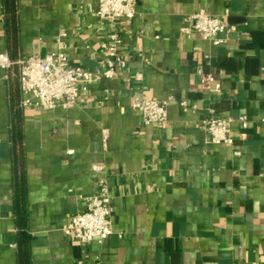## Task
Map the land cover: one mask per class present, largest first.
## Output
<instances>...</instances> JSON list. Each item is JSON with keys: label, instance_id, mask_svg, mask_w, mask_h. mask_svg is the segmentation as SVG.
Returning a JSON list of instances; mask_svg holds the SVG:
<instances>
[{"label": "crops", "instance_id": "crops-1", "mask_svg": "<svg viewBox=\"0 0 264 264\" xmlns=\"http://www.w3.org/2000/svg\"><path fill=\"white\" fill-rule=\"evenodd\" d=\"M96 8L97 0H17L14 51L0 0V53L61 50L73 66L101 68L111 26ZM200 8L236 29L220 44L183 34ZM115 25L125 68L89 82L72 103L23 109L30 264H264V0H138L137 14ZM199 70L220 88L205 89ZM15 72L0 67V264H17L7 93ZM136 90L174 97L165 124H145L130 107ZM208 109L231 118L232 146L210 141L200 125ZM100 178L112 232L83 247L62 226Z\"/></svg>", "mask_w": 264, "mask_h": 264}, {"label": "built area", "instance_id": "built-area-1", "mask_svg": "<svg viewBox=\"0 0 264 264\" xmlns=\"http://www.w3.org/2000/svg\"><path fill=\"white\" fill-rule=\"evenodd\" d=\"M138 0H97L95 14L102 20H107L111 26L108 33V44L104 49L103 66L96 69H86L69 64L65 52L54 50L44 55L31 54L16 60L18 69V85L22 98V109H49L57 104L72 103L78 95L86 91L87 84L101 78H110L118 70L125 68L127 57L120 51L119 30L115 23L120 19L131 20L137 14ZM236 27L223 18L209 14L200 8L185 18L181 32L187 36L198 33L202 38L213 44H220L222 34L234 31ZM12 65L6 52L0 53V67L8 69ZM201 85L209 91H217L220 83L211 74H204L199 70ZM173 96L156 100L148 98L143 90H136L131 95L130 107L137 110L145 124L163 125L167 121V107L174 101ZM183 109H194L184 100L178 101ZM231 118H225L208 109L200 121L209 139L215 144L232 146ZM245 125V118L242 119ZM109 138L107 129H101L100 142L106 147ZM240 152L233 150V155ZM94 173H101L103 166L92 163ZM111 193L103 178L98 181V189L82 198L84 207L72 214L62 226L64 236L86 247L92 243H102L112 232V204ZM96 264H103L97 261Z\"/></svg>", "mask_w": 264, "mask_h": 264}, {"label": "trees", "instance_id": "trees-1", "mask_svg": "<svg viewBox=\"0 0 264 264\" xmlns=\"http://www.w3.org/2000/svg\"><path fill=\"white\" fill-rule=\"evenodd\" d=\"M2 22L7 46L16 50L18 46L17 0H2ZM12 65L8 70L17 71L16 57L13 52L8 54ZM16 73V72H15ZM15 74L7 85L9 102V133H10V162L11 184L13 189V216L16 227V262L30 264V236L27 230V185L25 169V151L23 134V109L20 105L21 94L18 78Z\"/></svg>", "mask_w": 264, "mask_h": 264}]
</instances>
